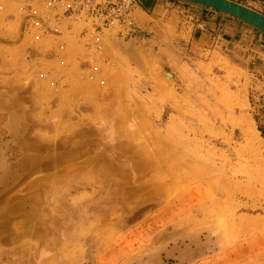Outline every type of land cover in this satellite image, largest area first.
<instances>
[{"label":"rangeland","instance_id":"rangeland-1","mask_svg":"<svg viewBox=\"0 0 264 264\" xmlns=\"http://www.w3.org/2000/svg\"><path fill=\"white\" fill-rule=\"evenodd\" d=\"M22 4L0 0V264H264V199L246 183L261 61L203 51L201 86L181 69L194 30L222 37L226 17L153 0L132 37L86 55L68 35L32 39Z\"/></svg>","mask_w":264,"mask_h":264},{"label":"built area","instance_id":"built-area-1","mask_svg":"<svg viewBox=\"0 0 264 264\" xmlns=\"http://www.w3.org/2000/svg\"><path fill=\"white\" fill-rule=\"evenodd\" d=\"M42 3L40 9L33 0H23L19 10L24 32L35 41L49 35L74 37L83 45L86 55L100 53L108 33L114 32L124 40L139 29L135 13L142 0H42ZM78 24L82 26L76 31L74 26Z\"/></svg>","mask_w":264,"mask_h":264},{"label":"crops","instance_id":"crops-1","mask_svg":"<svg viewBox=\"0 0 264 264\" xmlns=\"http://www.w3.org/2000/svg\"><path fill=\"white\" fill-rule=\"evenodd\" d=\"M152 3L153 0H142L140 8L147 10L148 7L152 6ZM219 15L212 16L211 19L214 21L213 24L210 22L209 25H216L223 19L222 17H226L223 24L225 32L222 37L214 36L206 30L204 32L194 30L191 40L186 42V60H182L181 69L186 74V78L194 81L195 86H201L204 79V75L197 70L196 66L197 62L202 59L199 58L200 55L203 51L214 50L215 48H218L222 56L232 64L246 68L261 61L259 68L264 70V34L254 28H247V24L234 18H229L224 14L221 17ZM206 24L208 23L204 22L202 25ZM243 25L246 26L241 27ZM201 46L202 50L200 49Z\"/></svg>","mask_w":264,"mask_h":264},{"label":"water","instance_id":"water-1","mask_svg":"<svg viewBox=\"0 0 264 264\" xmlns=\"http://www.w3.org/2000/svg\"><path fill=\"white\" fill-rule=\"evenodd\" d=\"M180 1V0H179ZM243 22L264 34V14L233 0H182Z\"/></svg>","mask_w":264,"mask_h":264},{"label":"bare ground","instance_id":"bare-ground-1","mask_svg":"<svg viewBox=\"0 0 264 264\" xmlns=\"http://www.w3.org/2000/svg\"><path fill=\"white\" fill-rule=\"evenodd\" d=\"M129 52L133 53V50L131 47H129L128 49ZM162 75V74H161ZM165 76H167L168 78L167 79H170V75L169 73H165L164 74ZM13 112V111H12ZM23 122V121H22ZM21 124V123H20ZM14 129V128H13ZM18 131V130H17ZM16 132V131H15ZM250 135V134H249ZM256 135V134H255ZM254 135V136H255ZM258 133H257V136H256V139H258ZM15 137V136H14ZM248 137V136H247ZM22 138V137H21ZM255 137H251L248 139V143L250 145V147L252 148V151L254 152V156H256L258 159H259V169H258V165H257V169L256 171H258V175L259 176H253V177H250L248 176L247 180H246V183L250 186V188H253V189H257L258 191H255L254 192V200L255 201H259L261 199H264V189L261 190L262 187H264V145H263V140L261 138H259L258 140H256ZM18 146V145H17ZM38 164V163H36ZM39 165V164H38ZM9 167V166H8ZM5 168V167H4ZM14 171V170H13ZM1 172V171H0ZM8 171H6V173H8ZM263 173V174H262ZM2 174H4V172L2 171ZM9 174V173H8ZM1 175V174H0ZM7 175V174H6ZM2 177V176H1ZM5 177V176H4ZM3 177V178H4ZM7 178V177H6ZM10 178V177H8ZM12 178V177H11ZM2 179V178H1ZM0 179V181H1ZM4 180V179H3ZM8 180V179H7ZM4 182V181H3ZM215 200V199H214ZM217 200V199H216ZM219 201V200H218ZM218 204V203H217ZM218 207V206H217ZM238 219V218H237ZM239 220V225H235L233 222H232V227L233 228H242L245 227L249 224L248 223V220H243L242 218L241 219H238ZM248 228V227H247ZM71 244V243H70ZM73 245V244H72ZM247 246H249L250 244H246ZM63 247H66V243H64V246ZM72 248V249H71ZM67 249V248H66ZM73 249H74V246H71L70 247V250H72V252H70V254L72 255L73 253ZM200 250H201V246L200 245H197L196 248L194 249V254H199L200 253ZM62 251H64L62 249ZM68 253V252H67ZM72 258V256H71Z\"/></svg>","mask_w":264,"mask_h":264},{"label":"trees","instance_id":"trees-1","mask_svg":"<svg viewBox=\"0 0 264 264\" xmlns=\"http://www.w3.org/2000/svg\"><path fill=\"white\" fill-rule=\"evenodd\" d=\"M264 2V0H262Z\"/></svg>","mask_w":264,"mask_h":264}]
</instances>
